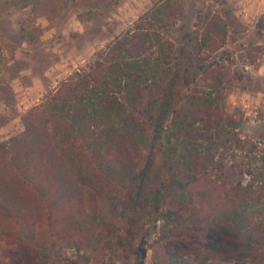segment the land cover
I'll return each mask as SVG.
<instances>
[{"label":"trees","instance_id":"trees-1","mask_svg":"<svg viewBox=\"0 0 264 264\" xmlns=\"http://www.w3.org/2000/svg\"><path fill=\"white\" fill-rule=\"evenodd\" d=\"M161 11L144 14L27 112L24 130L0 144L7 175L34 214L121 218L123 234L106 248L125 256L140 255L134 243L151 217L164 223L150 247L156 264H264V141L239 137L224 104L225 68L209 61L222 21L200 17L208 24L201 38L188 35L176 70L172 43L145 46ZM23 229L8 233L19 239L4 250L14 260L0 264H40Z\"/></svg>","mask_w":264,"mask_h":264},{"label":"rangeland","instance_id":"rangeland-1","mask_svg":"<svg viewBox=\"0 0 264 264\" xmlns=\"http://www.w3.org/2000/svg\"><path fill=\"white\" fill-rule=\"evenodd\" d=\"M157 5L162 13L151 19L149 26L156 33L145 46L151 51L159 41L172 43L176 70L183 67L180 49L188 35L201 38L208 24L200 17L222 21L217 41L221 47L209 61L221 59L225 68L224 104L239 122V137L264 141V0H114L96 7L83 0H0V144L24 130L28 111ZM161 50L165 56L169 53ZM7 162L0 154L2 261L14 260L4 250L19 239L8 233L23 225L32 238L29 250L37 253L40 264H156L150 247L162 233L163 221L142 220L143 230L134 243L139 256H125L128 253L116 246L109 250L106 244L123 234L121 218L34 214L26 192L15 191ZM188 219L183 225L187 228L192 221Z\"/></svg>","mask_w":264,"mask_h":264}]
</instances>
